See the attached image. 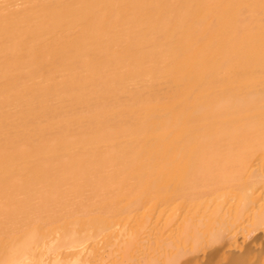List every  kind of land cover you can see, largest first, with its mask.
<instances>
[{
  "label": "bare ground",
  "instance_id": "1",
  "mask_svg": "<svg viewBox=\"0 0 264 264\" xmlns=\"http://www.w3.org/2000/svg\"><path fill=\"white\" fill-rule=\"evenodd\" d=\"M0 264H264V0H0Z\"/></svg>",
  "mask_w": 264,
  "mask_h": 264
}]
</instances>
